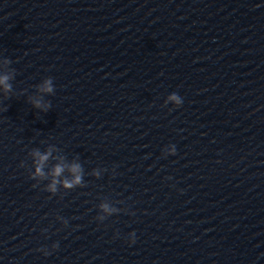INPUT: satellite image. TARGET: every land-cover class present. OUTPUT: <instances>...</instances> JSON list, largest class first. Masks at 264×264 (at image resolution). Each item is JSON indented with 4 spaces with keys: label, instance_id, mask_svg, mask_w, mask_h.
<instances>
[{
    "label": "water",
    "instance_id": "1",
    "mask_svg": "<svg viewBox=\"0 0 264 264\" xmlns=\"http://www.w3.org/2000/svg\"><path fill=\"white\" fill-rule=\"evenodd\" d=\"M4 75L0 264H264V0H0Z\"/></svg>",
    "mask_w": 264,
    "mask_h": 264
},
{
    "label": "clouds",
    "instance_id": "2",
    "mask_svg": "<svg viewBox=\"0 0 264 264\" xmlns=\"http://www.w3.org/2000/svg\"><path fill=\"white\" fill-rule=\"evenodd\" d=\"M8 80H9V76H7V75L0 76V85L4 86L5 91L11 90V85L8 83ZM43 90L46 92H51L53 90L50 80L45 81V86H44ZM170 99L175 100L177 103L180 102L178 97L175 95L171 96ZM35 106L40 107V103L37 101ZM35 155L39 157L38 166L36 168V173L39 175H43V172H42L43 162L48 159V156L50 155V153H46L44 155H41L39 152H37V153H35ZM63 171H64V168L60 165H57L53 171V175L58 177ZM71 171L74 174L79 173L80 166L79 165H73L71 167ZM80 180H81V177H80V175L77 174V175H75V178L73 181L69 182V181L65 180L64 184L66 187L71 188L74 184L79 183ZM55 185H56V181L54 180L52 185L49 186V190L54 192L56 190ZM131 243H135V237L133 238Z\"/></svg>",
    "mask_w": 264,
    "mask_h": 264
}]
</instances>
